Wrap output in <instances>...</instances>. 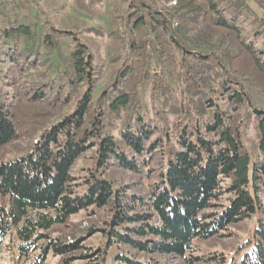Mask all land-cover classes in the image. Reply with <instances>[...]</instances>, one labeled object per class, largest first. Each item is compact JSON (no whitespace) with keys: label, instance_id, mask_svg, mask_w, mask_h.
Returning <instances> with one entry per match:
<instances>
[{"label":"trees","instance_id":"1","mask_svg":"<svg viewBox=\"0 0 264 264\" xmlns=\"http://www.w3.org/2000/svg\"><path fill=\"white\" fill-rule=\"evenodd\" d=\"M254 1L262 17L248 0L165 10L130 0L127 57L97 94L101 69L79 33L39 28L37 0H0V154L22 138L32 145L0 160V254L264 264V110L250 96L264 86V0ZM81 212L97 221L85 234L53 235ZM242 226L233 251L198 254L195 242ZM95 235L102 244L87 243Z\"/></svg>","mask_w":264,"mask_h":264},{"label":"rangeland","instance_id":"2","mask_svg":"<svg viewBox=\"0 0 264 264\" xmlns=\"http://www.w3.org/2000/svg\"><path fill=\"white\" fill-rule=\"evenodd\" d=\"M81 9L76 0H37V6L31 8L32 21H36L39 28L44 23H49L59 29L72 30L90 44L98 65L101 69V77L98 83L97 94H99L113 79L114 73L122 65L127 55L126 17L130 9V0H89ZM151 3L152 0H145ZM171 0H155L156 7L160 10L172 7ZM255 17H262L263 11L254 0H248ZM173 26H177L176 22ZM124 38H121L123 37ZM123 39V41H122ZM259 47H264V37L259 39ZM263 86V85H262ZM255 86L250 90V96L255 105L264 110V86ZM261 87V88H259ZM145 100L147 104L151 100L150 87L145 88ZM254 123L253 121H251ZM251 130H249L250 132ZM254 132L250 133V140L254 139ZM32 145L27 139H19L3 149L0 154L1 161H7L30 151ZM120 176L119 173H114ZM119 174V175H118ZM95 218L86 217L83 212L74 215L69 227L56 226L53 235L61 234L67 241H72L75 235L85 234L89 227L95 224ZM68 228V229H67ZM59 231V232H58ZM245 228L233 229L232 236L217 237L210 241H197L195 244L200 249L198 254L233 251L243 237ZM236 236V237H235ZM91 245H100L103 240L95 235L87 241ZM112 250L107 258V264H117L114 261ZM0 264H31V261H18L17 254L3 250L0 254ZM45 264H56V259L49 258Z\"/></svg>","mask_w":264,"mask_h":264},{"label":"bare ground","instance_id":"3","mask_svg":"<svg viewBox=\"0 0 264 264\" xmlns=\"http://www.w3.org/2000/svg\"><path fill=\"white\" fill-rule=\"evenodd\" d=\"M176 1H177V0H171V1H170V5H171V4H175Z\"/></svg>","mask_w":264,"mask_h":264},{"label":"built area","instance_id":"4","mask_svg":"<svg viewBox=\"0 0 264 264\" xmlns=\"http://www.w3.org/2000/svg\"><path fill=\"white\" fill-rule=\"evenodd\" d=\"M179 0H177L175 3H178Z\"/></svg>","mask_w":264,"mask_h":264}]
</instances>
